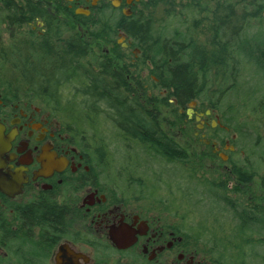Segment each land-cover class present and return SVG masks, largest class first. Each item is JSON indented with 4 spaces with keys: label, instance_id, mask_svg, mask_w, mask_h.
Masks as SVG:
<instances>
[{
    "label": "flooded vegetation",
    "instance_id": "1",
    "mask_svg": "<svg viewBox=\"0 0 264 264\" xmlns=\"http://www.w3.org/2000/svg\"><path fill=\"white\" fill-rule=\"evenodd\" d=\"M159 1L21 0V20L1 17L8 35L0 33V132L5 141L0 146V264H238L210 250L190 230L182 157L174 160L179 167L175 177L119 175L88 138L97 124L77 122L69 112L67 103L107 102L129 112L141 105L148 125H159L154 97L142 95L147 87L154 92L158 82L153 66L142 61L141 49L125 32L148 19L154 32L155 22L146 14ZM10 23L19 29L13 32ZM32 24L37 27L28 30ZM9 70L17 73V81L7 76ZM19 72L37 78V89ZM100 81L111 83L118 97L94 99L91 91ZM207 111L193 108L191 117L196 121L199 116L201 124L195 135L226 167L212 171L229 173L228 188L243 190L238 191L240 202L256 216L254 231L231 244L248 247L246 264H264V158L258 175L249 170L247 181L239 183L234 166L245 153L237 152L235 132ZM97 121L98 127L114 129L108 120ZM180 125L183 132V113ZM122 126L130 129L126 121ZM158 178L165 183L158 186ZM254 178L259 194L250 191ZM238 195L230 194L236 200Z\"/></svg>",
    "mask_w": 264,
    "mask_h": 264
},
{
    "label": "trees",
    "instance_id": "2",
    "mask_svg": "<svg viewBox=\"0 0 264 264\" xmlns=\"http://www.w3.org/2000/svg\"><path fill=\"white\" fill-rule=\"evenodd\" d=\"M159 2L166 7L168 15L159 30L153 32L148 19L136 27L125 28V32L132 44L141 49L142 61L153 66L158 80L154 90H166L174 99L176 110L183 108L186 111L188 104L194 101L204 110L221 113V124L236 134L234 144L237 152L245 153L239 156L240 160L234 166L239 183H244L250 175L249 170L258 175L260 161L264 158L262 133L258 132L264 123V38L257 30L263 27L260 20L264 19V0ZM27 5L29 9L33 7L31 3ZM0 10L3 16H18L20 20L25 14L20 2L15 0H0ZM201 25L202 33L209 34L206 41L195 37L197 32L193 29ZM12 26L15 25L10 23L9 27ZM18 29L14 27L11 30ZM19 74L33 89L36 88L37 78L27 77L23 72ZM238 83L245 86L247 99L235 106L230 95L238 88ZM96 88L97 91H91L94 99L102 96L112 101L118 97L109 82L100 81ZM67 105L77 122L97 124L95 129L92 127L88 138L96 146L99 158L110 161L119 170V175L121 171H127L129 175L139 173L145 176L155 168L171 170L170 175L175 177L179 167L174 160L182 157L183 208L190 230L195 232L197 240L210 250L218 251L227 262L246 264L250 255L248 247L233 246L231 242H237V239L244 241L247 232L254 231L257 222L251 219L256 216L249 215L243 199L240 202L238 191L242 194L244 191L239 187L228 188L231 181L228 172L203 170L202 161L184 149L182 152L178 143L163 133L157 123L148 125V116L140 104L139 111L134 110L138 115L127 111L124 106L117 107L107 102ZM134 105L130 104L131 107ZM98 117L102 123L108 120L114 129L102 128V124L98 127ZM176 118L181 120V116ZM183 118L187 119L185 115ZM125 121L130 125L129 130L122 126ZM193 121L187 119L184 123L188 136H192ZM221 132L223 137L229 135ZM206 149L208 156L214 157L210 149ZM137 155L143 160H138ZM157 182L159 186L165 180L158 178ZM231 193H237L239 198L232 199Z\"/></svg>",
    "mask_w": 264,
    "mask_h": 264
},
{
    "label": "rangeland",
    "instance_id": "3",
    "mask_svg": "<svg viewBox=\"0 0 264 264\" xmlns=\"http://www.w3.org/2000/svg\"><path fill=\"white\" fill-rule=\"evenodd\" d=\"M19 1H21V0H19ZM22 1H25V0H22ZM2 16H3V14L0 10V33H4V34L8 35L7 31L5 30L4 24L1 22ZM146 16L151 18L152 20H154L155 29L159 30L161 28V26L163 25V23L167 20L168 15H166V7L162 3H160L155 9H152L151 11L147 12ZM260 22H261L263 27L260 26L261 28H257V30L259 29V32L261 33V37L264 38V19L260 20ZM255 26L257 27L258 24H255ZM32 27H37V25L32 24V26L28 27V30H32ZM202 28H203V25H201L197 29H193L194 31L197 32V33H195V35H196L195 37L199 41H206V38L209 37V34L204 35L202 33V31H203ZM254 29H255V27H254ZM7 76L12 80L17 81V79H18V75L14 71L9 70L7 72ZM156 84H157V82L155 83V85ZM142 95H144L146 97L149 95L150 98L154 97L151 101H153L155 104V110H154L155 114L154 115L156 117V120L159 123V126L165 130V133L167 135L172 137V139L174 141H176L179 145H181L184 150H186L188 153L194 154L196 157H198L200 159V161H202L201 163H202L203 170H205V171H212L213 169H217L220 171L225 170L226 167H224L220 161L216 160L214 157L208 156V150L204 147L203 143H201L202 141H201L200 137L195 135L197 128L201 127V124L199 122L193 121L192 130H191L192 136H188L186 134L187 130L184 127V123H185L184 119L185 118H183V132H181L180 120H178L176 118V116H182V113H183V115H185V117L187 115L185 113V110H183V109L176 110L174 99H172L170 97L169 93H167L166 90L155 88L154 92H151V90L149 91L148 87H147V88H145V90H143ZM246 95H247V90H246L245 86H243L241 83H238V88H235L233 90V92L230 95V100L233 101L235 106H239L242 102L246 101V99H247ZM145 101L146 102L144 105L146 107H151V104L149 103V101L148 102H147V100H145ZM253 107L255 108L256 106L253 105ZM250 109H252V106ZM195 111H196V113H204L205 110H204V107H201L200 104L196 103L195 104ZM212 113L214 116H217V117L222 119L221 113H219L218 111H215ZM249 119H252V117L250 116ZM189 120H194V119H193V117H191ZM215 125H217V124L215 123ZM258 132H260V134H261V130L259 131V129H258ZM263 137H264V133L261 134L260 139H263ZM220 154L222 157H226V153H224L223 150H220ZM136 158L138 160H143V159H141L142 157H140L138 155ZM235 158L232 157V159H235ZM237 160H238V158H236V161ZM117 163H118V161H117ZM119 163L121 164L120 161H119ZM124 163H125V160H123L122 164H124ZM226 166H228V165H226ZM153 169L154 170H152L151 172L156 177L165 176V178H166L167 175L168 176L170 175V173H167L163 169H160V170H157L155 168H153ZM251 187H252V189H250V191L252 193H254V194L260 193V189H259L260 183H259V180L257 178L253 179V183H252Z\"/></svg>",
    "mask_w": 264,
    "mask_h": 264
},
{
    "label": "water",
    "instance_id": "4",
    "mask_svg": "<svg viewBox=\"0 0 264 264\" xmlns=\"http://www.w3.org/2000/svg\"><path fill=\"white\" fill-rule=\"evenodd\" d=\"M195 102H190L188 104V108L186 110V114L189 118H191V116L193 115V108L195 107ZM206 114H209V111L206 112ZM196 122H200V118L199 116L196 117ZM213 126H215V123H213ZM197 129H200V127H198ZM5 144V141L3 140L2 136H1V132H0V146ZM222 159H224L223 157H221Z\"/></svg>",
    "mask_w": 264,
    "mask_h": 264
}]
</instances>
